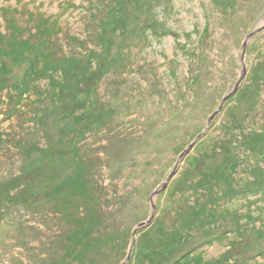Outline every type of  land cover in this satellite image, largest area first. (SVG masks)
Returning <instances> with one entry per match:
<instances>
[{
	"label": "rangeland",
	"instance_id": "obj_1",
	"mask_svg": "<svg viewBox=\"0 0 264 264\" xmlns=\"http://www.w3.org/2000/svg\"><path fill=\"white\" fill-rule=\"evenodd\" d=\"M263 23L264 0H0V264H73L88 225L115 234L101 264L123 263L190 144L137 233L147 259L126 264H264V30L204 130ZM81 160L92 184L62 209Z\"/></svg>",
	"mask_w": 264,
	"mask_h": 264
},
{
	"label": "trees",
	"instance_id": "obj_2",
	"mask_svg": "<svg viewBox=\"0 0 264 264\" xmlns=\"http://www.w3.org/2000/svg\"><path fill=\"white\" fill-rule=\"evenodd\" d=\"M225 1H226V4L228 5V7H230L231 9L234 8L237 4V0H225ZM254 21L255 22L258 21V18ZM38 25H40V23ZM36 30H37L36 31L37 33H40V31H41V34L44 33V29H40L39 27H37ZM41 37L42 38L38 39V41H42V43L46 40H51V39H45L44 36H41ZM8 39H12V37H10ZM17 41H18L17 43L19 44V47H18L19 49H21L22 45H24L26 43V40H24V41L17 40ZM12 42L13 43L7 42L8 43L7 49H9V47H11V49L14 51V49L16 47L15 41L12 40ZM13 51H11V52H13ZM0 52H2V49ZM58 59H60L59 64H60V67L62 69H64L63 70L64 72H66L67 70L70 69L68 64L71 61V58L58 56ZM66 65H68V66H66ZM62 66H65V67H62ZM27 91H28V88H16L15 92H17V95H19V97L14 96V95H13V97L14 98L17 97L18 100H20L22 95H24ZM94 104L95 103H93L92 100L90 99L89 104H88V108L90 109L91 106L94 107L95 106ZM92 114H93V117L97 120L98 125H100V126H103V125L105 126L107 124V122L109 121V116L106 113H103V110H99V111L92 110ZM79 164H80L79 165V174H78L77 181L75 180V177H70L68 179L67 185H68V188H70V190H69L70 195L68 194V196H67L68 198H66V196H64V194L59 195L58 194L59 189L54 192L55 198L58 197L59 201H61V203L64 205L62 209L67 208L69 210L76 211V212L80 211L79 209H80V207L82 208V206H83L84 197L77 193V188L81 187L79 185H80V182H82V181H84V185H82L79 192H82L83 186H85V184H89V186H91V184H92V180L90 179L92 164L88 161H85V160H81ZM216 174H218V172H215V175ZM205 180H206V178H205ZM201 183H202V181H201ZM63 193H66V192L63 190ZM76 196H78V199ZM61 197H62V199H60ZM84 208H85L86 216L83 218V222H87V224L92 223L93 221L91 222V220H92V214L93 213L90 210V205H88V206L85 205ZM94 209L97 210V208H94ZM183 210L185 212L183 214L180 213V216L185 217V215L188 213L187 212L188 208L185 207ZM99 214H100V212L94 211L95 220H98L101 222V221H103V218ZM96 231H95V227L91 228L89 225L86 226V228H83L81 230V232H80L81 240H80V242L77 243V246H76L77 250L74 251L75 258H74V260L70 259V261L73 264H101V261H105V259H106L104 257V259L102 258L100 260V256H102V251L100 248L101 245H103L102 243L109 242L108 244H110L111 246L117 245V241L114 240L115 234L113 236H111L112 233L109 234L107 232V233H105L106 237H103L99 234L97 236H95L94 233ZM179 240H180V238L178 239V241ZM136 247L137 246H135L133 256H132V260L135 258L137 260V262H141V263L145 262L144 260L147 258L145 257L144 251L139 250V247H138V249H136ZM114 249L115 248L113 247L112 250H114ZM163 255L165 257L167 254H163ZM69 257H70L69 255L68 256L62 255L61 258H63V259L60 262H57L56 264H66L67 263L66 259H68Z\"/></svg>",
	"mask_w": 264,
	"mask_h": 264
},
{
	"label": "water",
	"instance_id": "obj_3",
	"mask_svg": "<svg viewBox=\"0 0 264 264\" xmlns=\"http://www.w3.org/2000/svg\"><path fill=\"white\" fill-rule=\"evenodd\" d=\"M264 30V23L258 27L257 29L251 31L245 38V41L243 42V54H242V72L241 75L237 81V83L235 84V86L232 88V90L223 97L219 107L217 110H215L211 116L208 119V124L205 127L204 130H206L207 128H209L210 124L212 123L213 119L218 115V113L222 110L223 106L225 105V103L227 102V100L233 96L241 87H242V83L244 81V78L246 77L247 74V67L245 64V55H246V47L247 44L249 43V41H251V39L253 38V36L256 33H259L260 31ZM204 132V131H203ZM201 137V134L198 135V137H196L195 141H197V139ZM193 146V144H190L188 146V149H186L182 154H180L176 164L174 165L172 171L170 172V174L168 175V177L166 178V180L160 184V186H158L156 188V190H154L151 194V202H152V213L151 216L149 217V219H147L146 221H141L139 224H137V226L133 229L132 231V243L130 244L129 247V251H128V255L126 257V259L124 260L123 263L121 264H126L127 262H129L133 256V252L136 246V239H137V233L140 229H144L147 228L148 226H150L155 218V213H156V202H155V197L158 196L164 189H166L168 187V184L170 183L171 178L176 174V172L179 170L180 166H181V161L183 160V158L185 157L186 153L189 151V149Z\"/></svg>",
	"mask_w": 264,
	"mask_h": 264
},
{
	"label": "bare ground",
	"instance_id": "obj_4",
	"mask_svg": "<svg viewBox=\"0 0 264 264\" xmlns=\"http://www.w3.org/2000/svg\"><path fill=\"white\" fill-rule=\"evenodd\" d=\"M32 193H33V191H32Z\"/></svg>",
	"mask_w": 264,
	"mask_h": 264
}]
</instances>
